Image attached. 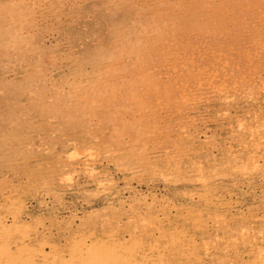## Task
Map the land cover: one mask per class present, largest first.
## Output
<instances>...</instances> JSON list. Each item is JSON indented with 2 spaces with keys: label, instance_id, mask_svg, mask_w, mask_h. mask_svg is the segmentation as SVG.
<instances>
[{
  "label": "rangeland",
  "instance_id": "374dc122",
  "mask_svg": "<svg viewBox=\"0 0 264 264\" xmlns=\"http://www.w3.org/2000/svg\"><path fill=\"white\" fill-rule=\"evenodd\" d=\"M0 264H264V0H0Z\"/></svg>",
  "mask_w": 264,
  "mask_h": 264
}]
</instances>
